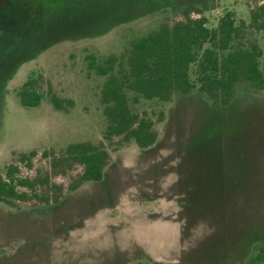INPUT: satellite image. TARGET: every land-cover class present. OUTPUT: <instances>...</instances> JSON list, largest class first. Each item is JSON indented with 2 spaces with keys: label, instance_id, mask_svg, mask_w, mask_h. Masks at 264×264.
<instances>
[{
  "label": "rangeland",
  "instance_id": "374dc122",
  "mask_svg": "<svg viewBox=\"0 0 264 264\" xmlns=\"http://www.w3.org/2000/svg\"><path fill=\"white\" fill-rule=\"evenodd\" d=\"M196 1L0 0V172L12 153L34 150L20 175L48 174L66 188L70 177L51 174L41 154L102 140L105 78L90 58L120 55L160 22L180 20L179 4ZM215 2L203 14L208 26L227 11L247 24L264 0ZM27 18L37 26L20 24ZM248 35L263 51L264 73V34ZM30 78L42 97L23 107L17 92ZM48 85L69 101L65 110L53 108ZM140 107L164 113L152 148L111 152L102 182L60 205L0 203V264H245L264 242V93L240 83L225 107L197 90Z\"/></svg>",
  "mask_w": 264,
  "mask_h": 264
},
{
  "label": "trees",
  "instance_id": "16d2710c",
  "mask_svg": "<svg viewBox=\"0 0 264 264\" xmlns=\"http://www.w3.org/2000/svg\"><path fill=\"white\" fill-rule=\"evenodd\" d=\"M216 5L215 0L181 3L180 20L160 22L155 29L132 39L120 55L109 54L99 63L90 58V69L105 78L100 89L102 140L42 152L51 174L70 177L66 188L52 183L48 174L39 173L35 178L20 175V165L31 168L36 151L12 153L0 172V203L11 208L30 201L41 207L57 206L84 184L102 182L111 152L130 144L140 150L152 148L158 140L156 125L164 121V113L141 108V101L166 104L197 90L212 107H225L240 83L264 93L263 51L248 35L264 34V2L249 9L247 24L237 22L235 14L227 11L215 26H208L203 14ZM28 22L37 26L31 18L20 24ZM37 87V80L30 78L20 88L17 97L21 106L39 104L42 94ZM48 94L55 110L69 106V101L57 97L49 85ZM74 166L80 168L76 176H72ZM245 264H264V242L252 247Z\"/></svg>",
  "mask_w": 264,
  "mask_h": 264
},
{
  "label": "crops",
  "instance_id": "0c3cea01",
  "mask_svg": "<svg viewBox=\"0 0 264 264\" xmlns=\"http://www.w3.org/2000/svg\"><path fill=\"white\" fill-rule=\"evenodd\" d=\"M66 200H67V199H66ZM62 203H63V202H62ZM62 203H61V204H62ZM59 205H60V204H59Z\"/></svg>",
  "mask_w": 264,
  "mask_h": 264
}]
</instances>
